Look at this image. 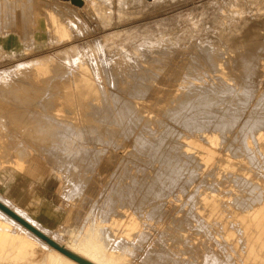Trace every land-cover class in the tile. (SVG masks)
I'll return each instance as SVG.
<instances>
[{"label": "rangeland", "instance_id": "1", "mask_svg": "<svg viewBox=\"0 0 264 264\" xmlns=\"http://www.w3.org/2000/svg\"><path fill=\"white\" fill-rule=\"evenodd\" d=\"M33 1L36 4L33 3ZM82 1L84 3L83 6L76 5L73 2V5H76V7L68 8L67 4L61 5V3L58 2L57 4L54 0H0V15L2 13L1 11H6V4L11 5L8 6L9 8L7 9L10 13L7 18H10L11 21H9L8 24L2 23L5 27L3 28L4 30L2 29L0 31V34L1 32H6L5 34L9 35V38L0 39V43L5 45L7 51L14 52L13 54H4L3 50L0 49V109L2 106L0 112L4 111L0 116H3L6 120L9 119L7 127L11 129L7 131L8 133H6L5 130L2 132V134L4 133L6 135H0L4 141L0 143V151L2 152L1 157L3 159H0V161H8V158H10L9 156H13V154L45 155L48 153L47 149L57 147L59 149L61 145L59 141L61 139L67 142L64 145L66 147L82 146L88 149L86 153L89 156L88 158L92 167L91 170L90 164L87 165V168L90 167V169L87 170H91L90 173L88 171V183H91L92 188L95 189L98 194L100 193L99 195L108 191V199L111 198L113 205V199L117 200V203L115 201V207L113 208L112 205V208H109L111 213L116 214L113 215L109 212V222H103L104 217L98 215L97 208L93 210L94 213L91 211V214L88 215L85 210L86 207L83 206L84 198L83 195L81 196L82 193L79 195V197L81 196L80 199L75 201L74 198H71L72 201H70V198H66L67 195H65L64 192L65 185L58 187V189L54 187L53 193L55 203L58 204L56 215L60 218L39 216L35 210L25 209L11 200L12 203L26 212L29 216L42 221L51 229H59L62 226L69 225L68 228L70 232L72 234L75 233L74 236L79 242L91 241L94 244H100L95 234L97 230L102 227L111 229L115 235V242H120L125 248L123 246L121 247V245H111L113 246L112 250L114 249L112 251L110 245L107 247L105 245L101 253L107 258L117 259L118 264H161L162 260L163 264H174V262L175 264H196L197 262V264H202L204 262V256L212 254V249H209L212 248V246L215 250L217 249V256L222 257V255L226 256L228 254L231 264H264V215L257 216L264 202L263 124L262 127H260V122H264V115H262L264 114V0H144L141 3L135 0ZM85 5L88 7H85ZM1 18L3 19V13L0 20H2ZM223 28L224 31H228V33L226 32L224 34L222 32ZM221 36L222 38H220ZM221 42H223L224 45L221 44ZM97 52L101 55L97 54ZM84 55L91 60L85 58L86 56ZM131 56L132 59L130 58ZM13 57L15 59H13ZM4 58L6 59L4 60ZM103 58L106 61H104ZM135 58H137V60L139 59V61H135ZM101 59L105 62L104 68H106L108 64L107 60L110 61L111 65L108 64L110 67H107L112 69V71L110 70L111 72H109L108 68L103 70V62ZM75 60H77L76 63ZM97 60L100 63H97ZM130 60H134L135 63ZM209 60H211V62H209ZM112 61L115 62L113 63ZM32 62L38 63H35V66L33 63L29 67H22L21 69H18L19 67L16 68L19 64H30ZM137 62L140 63L136 65ZM116 63L119 64L117 65ZM93 64H95V66H93ZM130 64L136 66H128ZM40 68H43L44 71L41 72L39 70V79H34V72H37ZM57 70L59 74H57ZM60 73L63 76V80L59 79L62 76H58V81L56 76L60 75ZM109 73L115 74L118 79H121L122 76L123 81L117 82L118 79L116 80L115 77L116 81L112 82L111 77L113 76ZM118 73H120V76ZM77 74L80 75L79 78ZM107 77L110 79L108 80ZM3 79H5V82L8 81L6 82L7 84H5ZM83 79H85L86 82ZM66 80L67 83L63 82ZM78 83L80 85L82 84L80 88ZM69 84L71 86H69ZM230 86L233 88L230 89ZM218 88H220L223 94H227L229 97L223 95L220 90H217ZM84 89L85 94L86 92L88 93V97H85L84 94L81 93V95H83L82 100L79 91H84ZM227 89H230V91ZM69 91H71V93H69ZM102 93L104 96H101ZM234 93L237 96H235ZM246 93L250 95L247 96ZM252 93L253 95L256 93L254 98ZM245 95L247 97H245ZM222 96H224V98ZM227 97H232L231 101L227 99ZM88 98L89 100H86ZM246 98L250 101L253 98L251 102L252 105L249 104L250 101ZM260 98L261 100L259 101ZM225 99L228 103H224ZM14 100H18L17 103ZM221 101H223L224 104ZM25 102L28 103L26 104ZM70 102L74 105L73 110L70 108ZM247 102L249 106L246 105ZM257 102L258 104H256ZM41 103L43 105H41ZM218 103H220L221 107ZM85 105L87 108L84 107ZM226 105L230 106H227V110H232L228 111L230 115L227 114L228 112L225 109ZM18 106L22 108H18ZM40 106H46V109L43 107V109H40ZM89 106L93 108V110L90 109ZM240 106L243 108L241 109ZM7 107H9V109ZM247 107L250 108L247 109ZM246 109L248 111H245ZM58 110H60L61 113H59ZM252 110L253 112H251ZM5 111L6 113H11V115L9 113L6 114ZM254 111L260 114L255 115L256 113ZM250 112L251 114H249ZM139 113L141 115V117L139 115L140 119L143 118L141 120L137 115ZM214 113L217 114L216 118L220 120L215 119L214 116L216 115H214ZM13 114L15 116H12ZM89 114L91 118L88 116ZM119 114L122 115L123 119L120 118L121 115ZM188 114L190 118L186 119ZM199 114L207 116H201L203 119L197 117L195 121L194 116H200ZM221 114L227 116V118L224 116L225 120L222 119L223 116ZM240 114L242 117L244 116V118H242ZM19 116H23V118ZM192 116L193 121L191 118ZM249 116L252 123L249 121ZM52 117H54L56 122ZM206 117L208 118L205 120ZM51 118L57 125L62 122L63 125L61 126H63V130H60L62 127L59 128V125L55 127V124H52ZM231 118H233L232 121L229 120ZM10 119H13L14 123ZM19 119L23 123L20 122ZM149 119H152V124L150 126H147L145 122H141L142 120L150 122ZM201 119L205 121L209 119L210 122H213L210 123L207 121L205 125H203ZM214 119L216 122L218 121L221 123L220 126L223 128L224 125L222 124H225L226 131L221 128V130H218L220 127L219 123L217 122L218 124L216 123L217 125H215ZM57 120H59V122ZM234 120H237L238 123ZM184 121H187V124ZM258 121H260L259 127L256 125ZM18 122L21 125H19ZM126 122V125L123 124ZM189 122L191 126L188 124ZM228 122H232V125L233 122H235L234 127ZM9 123L10 125L8 126ZM116 123H118V126ZM226 123L228 125L227 127ZM196 124H201L204 127L201 125L197 126ZM188 125L189 127H187ZM194 125H196L195 132V128L193 129ZM15 126H17L16 129L18 128L17 131H15L16 129H12ZM206 126H210L209 129ZM250 127H255L252 130V134L250 132L248 133ZM64 128L69 129L64 130ZM201 128H206V130L204 129L201 131ZM260 128L261 130L263 128V130L261 131ZM30 129H33L34 132ZM101 130L104 131L102 132ZM243 130H247V132ZM255 130L257 135H254L256 134ZM14 131L15 133H13ZM63 131H65L64 134L62 133ZM70 131L74 133L73 136H71V133L69 134ZM95 131L98 135H95ZM249 131H251V129H249ZM135 133L140 137H143L145 134L146 139H151L149 141L147 140L148 146L150 145V141L153 142L155 139L154 143L157 144V147L159 148V144H162V148L157 150L156 144H153L156 150L150 145L152 148L150 149V146L149 148L147 146L148 149L145 147L144 151L147 150L149 152L151 150V152L146 154L147 152L145 151L144 153L143 149H140L145 145H141L142 147L136 146V144H134L135 141L130 139L131 134L135 136ZM140 133L141 135H139ZM125 134H127V138ZM251 135L254 136H252L253 140ZM258 135L259 137L261 136L260 140L262 144L260 146L253 145L257 143L256 138ZM95 136H98L96 137L97 139ZM110 138L114 140L112 141ZM42 139H45L44 143ZM132 139L134 140L135 137ZM29 140H32V142L30 141L29 143ZM33 140L35 141L32 145ZM108 140H110L111 143ZM69 141L78 142L71 145ZM170 141H173V143ZM244 141L247 142L245 145L248 144L246 145L248 149L250 143H253L251 144L250 150H247ZM107 142L109 143L107 144ZM44 144L45 146H43ZM175 144L177 145L175 146ZM152 150L158 153L155 151L152 152ZM65 151L67 152V150ZM69 151L63 154L69 157L70 155L68 154L72 153ZM161 151H163V153H160ZM118 152L121 153V155ZM142 154L143 156H140ZM121 159L125 161H121ZM164 161L166 164L163 163ZM114 163L118 164L119 167L118 165L115 167L116 165ZM171 163H174V168ZM175 163L177 165H175ZM180 163L183 164L180 165ZM5 166L7 165L2 167ZM41 166L46 168L45 171L52 173L51 177H53L54 182H58L57 178L61 180L45 162L41 163L39 168ZM10 167H13L19 172L22 171L18 167ZM136 168L140 170V173L135 170L136 173H134V175L131 174L135 172L134 169ZM167 168L169 170H167ZM170 169H177L178 173L175 172V174H178L177 178L173 176L174 174L171 175L169 173ZM120 171H122L123 174ZM110 172H114L115 174L120 173L125 177L127 176L125 178L120 175L121 191H117L118 195L115 194L116 192L110 194L109 187L111 186V182L113 184H115V182L118 183V178L116 177V179L113 177L114 179L112 178L113 180L110 181L108 178ZM111 173L110 176L112 175ZM135 174L139 179L136 177L134 179ZM144 174L146 176H144ZM173 177L176 178L174 179L178 185L174 182V179V181L170 180ZM131 178L134 181L136 180V182ZM137 181L140 182L139 188L137 187ZM172 181L174 183H172ZM132 182L137 184L135 185ZM61 183H65L64 179L63 181L61 180ZM162 184L163 186H161ZM149 185H151L150 188ZM154 185H156V189H153V187L155 188ZM174 185L176 187H174ZM219 185L221 187H219ZM132 188L134 189L132 190ZM136 188L138 190H136ZM151 189L153 193L155 191L154 195L151 194L152 192H149ZM144 190L149 191L145 192ZM148 193H150V195H148ZM0 195L8 197L6 193L0 192ZM110 195L116 196L115 198L117 199L110 197ZM147 195L150 196L148 199L150 203L147 201ZM61 197L63 199H61ZM103 197L104 196L101 198L102 201L99 196L97 198L100 203L102 202L101 204L99 203L100 205H103L106 200V198L104 197V199ZM130 198L134 200L132 203H129L131 202L129 200ZM64 200L65 202H63ZM78 200H80V202H78ZM199 201L202 206L204 205V211ZM260 201L263 202L259 203ZM135 205H138L136 206L137 208H135ZM257 205L258 207H256ZM158 206H162V208ZM112 210L114 212H112ZM51 211L54 210L52 209ZM136 211H138V213ZM135 212L137 214H135ZM78 213H80V215H78ZM72 214L73 218L71 217ZM83 215L86 220L83 219ZM91 215H93L92 218ZM88 216H90V218ZM196 216L200 218V220H197ZM199 222L204 223H201V225ZM209 226H211V228ZM223 226L226 227L225 235H227L228 239L225 242L222 237L218 236V234L222 232ZM69 229L67 231H69ZM89 232L90 234H88ZM215 239L218 241H215ZM128 242L129 244L133 242L136 246L133 245L131 247H135L136 250L131 247V249L129 248L128 250V248H126V243ZM215 242L220 243V246L219 244H213ZM115 247H117V249ZM118 247H121V249ZM125 249H127L128 252L127 250L125 251ZM124 252L125 254H122ZM219 253L222 255H219ZM157 255L161 256L158 257ZM146 258L148 259L146 260ZM167 260L170 262L168 263Z\"/></svg>", "mask_w": 264, "mask_h": 264}, {"label": "bare ground", "instance_id": "2", "mask_svg": "<svg viewBox=\"0 0 264 264\" xmlns=\"http://www.w3.org/2000/svg\"><path fill=\"white\" fill-rule=\"evenodd\" d=\"M29 1H31V0H29ZM54 1H56V3L58 2V3H61V5H66L67 4V6H68V8H72V7H76V5H82L83 6V1L82 0H54ZM135 1H138V2H143L144 0H135ZM73 2H74V4H76V5H73ZM33 3H35L34 1H33ZM57 3V4H58ZM36 4V3H35ZM40 5V4H39ZM87 5V4H86ZM85 5V7H88V6H86ZM8 6H11V5H7L6 4V8L8 9L9 7ZM55 6V5H54ZM71 6V7H70ZM81 6V7H82ZM14 7H15V5H14ZM41 7V6H40ZM78 7V6H77ZM6 9V11L4 10V11H1L2 13H3V19L2 20H0V31L5 27V25H3L2 23H7L8 24V22L9 21H11V19L10 18H7V16L10 14L9 12H8V10ZM55 10V9H54ZM58 11V10H57ZM55 12V11H54ZM2 13H1V15H2ZM58 13V12H57ZM60 13V12H59ZM63 13V12H62ZM1 15H0V17H1ZM65 15V14H64ZM225 15V14H224ZM229 15V14H228ZM238 16V15H237ZM240 16V15H239ZM222 19V18H221ZM227 20V19H226ZM15 21V20H14ZM218 21V20H217ZM16 22V21H15ZM224 22V21H223ZM219 23V22H218ZM217 26H218V24H217ZM223 26V25H222ZM7 27V26H6ZM225 27V26H224ZM228 27V26H227ZM230 27V26H229ZM9 28V27H8ZM229 29V28H228ZM4 30V29H3ZM217 31V30H216ZM224 34L227 32L228 33V31H224V28H223V31H222ZM222 32H221V34H222ZM6 33V32H5ZM5 33H3V32H1V34H0V39H7V38H9V35H7V34H5ZM230 33V32H229ZM214 34V33H213ZM215 37V36H214ZM211 38V37H210ZM220 38H222V36L220 37ZM225 38H227V37H225ZM26 39V38H25ZM223 40V39H222ZM95 42V41H94ZM101 42V41H100ZM212 42V41H211ZM228 42H229V40H228ZM231 43V42H230ZM100 44V43H99ZM221 44H223V42H221ZM95 45H96V43H95ZM224 45V44H223ZM227 45V44H226ZM140 46V45H139ZM229 46V45H228ZM0 49L1 50H3V53L5 54H10V53H14V52H9V51H7L6 49H5V45L3 44V43H0ZM105 49V48H104ZM103 50V49H102ZM81 51V50H80ZM145 52H147V51H145ZM101 53H102V51H101ZM86 54V53H85ZM97 54H99L98 52H97ZM142 54H143V51H142ZM148 54V53H147ZM99 55H101V54H99ZM146 55V54H145ZM84 56H86V55H84ZM89 56V55H88ZM91 56H92V54H91ZM121 56V55H120ZM147 56V55H146ZM212 56V55H211ZM105 57V56H104ZM134 57V56H133ZM80 58V57H79ZM85 58H87V56L85 57ZM89 58V57H88ZM87 58V59H88ZM95 58V57H94ZM108 58V57H107ZM126 58H127V56H126ZM131 59H132V56L130 57ZM129 58V59H130ZM6 58H4V60H5ZM13 59H15L14 57H13ZM100 59V58H99ZM104 59V58H103ZM136 60L135 61H139V59L137 60V58H135ZM144 59V58H143ZM12 60V59H11ZM85 60V59H84ZM88 60H91V59H88ZM102 60V59H101ZM186 60V59H185ZM207 60V59H206ZM1 61V60H0ZM72 61H74V60H72ZM71 61V62H72ZM76 61L77 60H75V63H76ZM94 61H95V59H94ZM104 61H106L105 59H104ZM103 60H102V62H103V67L102 68H104V64H105V62H104ZM108 61V64L109 65H111L110 64V61L109 60H107ZM117 61V60H116ZM131 61V60H130ZM129 61V62H130ZM134 60H132L131 62H133ZM135 61H134V63H135ZM179 61V60H178ZM184 61V60H183ZM218 61V60H217ZM6 62V61H5ZM101 62V63H102ZM113 62V61H112ZM115 62V61H114ZM113 62V63H114ZM130 62V63H131ZM175 62V61H174ZM173 62V63H174ZM181 62V61H180ZM180 62H178V63H180ZM192 62V61H191ZM209 62H211V60H209ZM27 63H29V62H27ZM23 64V65H21V64H19V65H17V67L16 68H18V69H21L22 67L24 68V67H26V66H30V65H32L33 63H34V66L38 63V62H32V63H30V64ZM36 63V64H35ZM75 63H73V64H75ZM97 63H100L98 60H97ZM96 63V64H97ZM138 63H140V62H137V64L136 65H138ZM142 63V62H141ZM91 64V63H90ZM107 64V66H109ZM117 65L119 64V63H116ZM181 64V63H180ZM100 65V64H99ZM126 65V64H125ZM132 64H130V65H128V66H131ZM135 65V66H136ZM90 66V65H89ZM93 66H95V64H93ZM101 66V65H100ZM106 66V68H104L103 70H105V69H107L108 67ZM133 66V65H132ZM135 66H133V67H135ZM76 67V66H75ZM91 67V66H90ZM110 67V66H109ZM112 67H113V65H112ZM15 68V69H16ZM31 68V67H30ZM29 68V69H30ZM57 68H58V66H57ZM130 68V67H129ZM17 69V70H18ZM55 69V68H54ZM64 69V68H63ZM98 69V68H97ZM128 69V68H127ZM41 72H43L44 71V69L43 68H40V69H38V71L37 72H34L35 73V77H34V79H39L38 77H39V75H40V71ZM58 70H60V69H58ZM58 70H57V72H58ZM103 70L101 69V71L103 72ZM108 70H109V72H111L112 71V69H110V68H108ZM111 70V71H110ZM15 71V70H14ZM61 71V70H60ZM3 72V71H2ZM29 72V71H28ZM100 72V71H99ZM106 72H107V70H106ZM106 72H104V73H106ZM63 73V72H62ZM68 73V72H67ZM66 73V74H67ZM94 73V72H93ZM114 73V72H113ZM2 74V73H1ZM6 74V73H5ZM55 74H56V72H55ZM57 74H59V72L57 73ZM65 74V75H66ZM75 74V73H74ZM108 74V73H107ZM110 75L112 74V73H109ZM122 74V73H121ZM3 75H4V73H3ZM8 75V74H7ZM14 75V74H13ZM63 75H64V73H63ZM78 75V78L80 77V75L79 74H77ZM96 75V74H95ZM94 75V76H95ZM118 75L120 76V73H118ZM117 75V76H118ZM123 75V74H122ZM223 75H225V74H223ZM60 77V76H62V74L60 73V75H57L56 76V79H58L57 77ZM107 76V75H106ZM109 76V75H108ZM111 76H113V77H111ZM111 76H109V77H111L112 79V82H115L117 79H118V77H116L115 76V74H112ZM226 76V75H225ZM21 77V76H20ZM115 77H116V80H115ZM29 78V77H28ZM55 78V77H54ZM99 78V77H98ZM120 78V77H119ZM18 79V78H17ZM24 79V78H23ZM27 79V78H26ZM59 79H62L63 80V76L62 77H60ZM59 79H58V81H59ZM66 79V78H65ZM67 79H69V78H67ZM81 79V78H80ZM107 79H108V77H107ZM110 79V78H109ZM108 79V80H109ZM123 78H122V76H121V79H118V81L117 82H119V81H123L122 80ZM4 80V82H5V79H3ZM8 80V79H7ZM84 81H85V79H83ZM82 80V81H83ZM90 80V79H89ZM92 80V79H91ZM31 81V80H30ZM61 81V80H60ZM73 81V80H72ZM235 81V80H234ZM234 81H233V83H234ZM6 82H8V81H6ZM5 82V84H7ZM63 82H66L67 83V80L66 81H63ZM81 82V81H80ZM86 82V81H85ZM93 82V81H92ZM116 82V83H117ZM120 82V83H121ZM223 82V81H222ZM221 83V82H220ZM231 83V82H230ZM226 84V83H225ZM236 84V83H235ZM78 85H80L79 83H78ZM77 85V86H78ZM82 85V84H81ZM81 85L79 86V88L81 87ZM162 85V84H161ZM222 85V84H221ZM229 85V84H228ZM233 85V84H232ZM5 86V85H4ZM62 86V85H61ZM69 86H71L70 84H69ZM141 86V85H140ZM145 86V85H144ZM226 86H227V84H226ZM0 87H1V85H0ZM139 87V86H138ZM242 87V86H241ZM69 88V87H68ZM78 88V89H79ZM83 88H84V86H83ZM231 88H233V87H231L230 86V89ZM70 89H71V87H70ZM88 89V88H87ZM141 89V88H140ZM230 89L228 90V91H230ZM237 89V88H236ZM1 90V89H0ZM101 90V89H100ZM99 90V91H100ZM105 90V89H104ZM130 90V89H129ZM134 90V89H133ZM144 90V89H143ZM146 90V89H145ZM213 90H215V89H213ZM212 90V91H213ZM217 90H220V88H218ZM223 90V89H222ZM225 90V89H224ZM232 90H234V89H232ZM87 91H89V90H87ZM103 91V90H102ZM221 91V90H220ZM240 91V90H239ZM3 92V91H2ZM12 92V91H11ZM77 92V91H76ZM84 92V93H83ZM104 92V91H103ZM215 92V91H214ZM217 92V91H216ZM235 92V91H234ZM39 93V92H38ZM69 93H71V91H69ZM78 93V92H77ZM79 95L81 96L80 98L83 100V95H81V93L82 94H84V96L85 97H88V93L86 92V94H85V89H84V91L83 90H80L79 91ZM90 93V92H89ZM96 93V92H95ZM94 93V94H95ZM135 93V92H134ZM133 93V94H134ZM152 93V92H151ZM208 93V92H207ZM212 93V92H211ZM218 93H220V92H218ZM217 93V94H218ZM221 93H222V91H221ZM243 94H245L244 92H242ZM4 94V93H3ZM8 94V93H7ZM104 94H105V92H104ZM104 94L102 93L101 94V96L103 95L104 96ZM156 94V93H155ZM223 94V93H222ZM221 94V95H222ZM230 94H232V93H230ZM237 94V93H236ZM243 94H242V96H243ZM247 94V93H246ZM256 94V93H255ZM254 94V95H255ZM1 95V94H0ZM12 95V94H11ZM10 95V96H11ZM38 95V94H37ZM70 95V94H69ZM87 95V96H86ZM106 95V94H105ZM108 95V94H107ZM136 95H138V94H136ZM143 95V94H142ZM158 95V94H157ZM160 95V94H159ZM223 95H227V94H223ZM233 95V94H232ZM234 95H235V93H234ZM250 94H247V96H249ZM254 95H253V93H252V96H253V98H254ZM261 95V94H260ZM15 96V95H14ZM13 96V97H14ZM91 96V95H90ZM149 96V95H148ZM218 96V95H217ZM228 96V95H227ZM235 96H237V95H235ZM238 96H240V95H238ZM246 95H245V97H247ZM69 97H72V96H69ZM79 97V96H78ZM141 97V96H140ZM221 97V96H220ZM223 98H224V96H222ZM229 97V96H228ZM227 97V99H230V101H231V98L233 97H230V98H228ZM251 97V96H250ZM249 97V98H250ZM3 98H5V97H3ZM80 98H79V101H80ZM138 98H139V96H138ZM144 98V97H143ZM235 98H237V97H235ZM244 98V97H243ZM253 98H252V100H253ZM263 98H264V96H263ZM12 99V98H11ZM73 99V98H72ZM72 99H70V100H72ZM92 99V98H91ZM106 99V98H105ZM159 99V98H158ZM234 99V98H233ZM240 99V98H239ZM247 100H249L248 98H246ZM4 100V99H3ZM2 100V101H3ZM13 100V99H12ZM12 100H10V101H12ZM25 100V99H24ZM28 100V99H27ZM33 100V99H32ZM86 100H89V98L88 99H86ZM147 100H149V99H147ZM146 100V101H147ZM224 100V99H223ZM237 100V99H236ZM244 100V99H243ZM252 100L250 101V103L249 104H251V102H252ZM261 100V98L259 99V101ZM263 100V99H262ZM15 101V100H14ZM18 101V100H17ZM17 101H15L16 103H17ZM21 101V100H20ZM85 101V100H84ZM83 101V102H84ZM90 101H92V100H90ZM103 101V100H102ZM142 101V100H141ZM158 101V100H157ZM234 101V100H233ZM242 101V100H241ZM9 102V101H8ZM24 102V101H23ZM30 102V101H29ZM43 102H45V101H43ZM72 102V101H71ZM71 102H70V104H71ZM83 102H81V103H83ZM112 102V101H111ZM222 103H223V101H221ZM228 103V101H226V99H225V101H224V103ZM238 102V101H237ZM246 102V101H245ZM262 102V101H261ZM26 103V102H25ZM28 103V102H27ZM26 103V104H27ZM46 103H48V102H46ZM45 103V104H46ZM104 103H105V100H104ZM104 103H103V105H104ZM107 103V102H106ZM116 103V102H115ZM114 103V104H115ZM223 103V104H224ZM232 103V102H231ZM230 103V104H231ZM241 103V102H240ZM21 104V103H20ZM24 104V103H23ZM35 104V103H34ZM44 104V105H45ZM111 104V103H110ZM117 104V103H116ZM219 104V106L221 107V105H220V103H218ZM237 104V103H236ZM246 104V103H245ZM249 104H248V102H247V104L246 105H248L249 106ZM256 104H258V102L256 103ZM256 104H255V106H256ZM1 105V104H0ZM6 105H7V103H6ZM29 105V104H28ZM32 105V104H31ZM36 105H37V103H36ZM41 105H43L42 103H41ZM51 105V104H50ZM72 105V104H71ZM70 105V108H71V110H73L74 108V105H72L71 106ZM229 105V104H228ZM228 105H226V107H225V109L226 108H228V107H230V106H228ZM231 105H234V104H231ZM238 105V104H237ZM242 105H244V104H242ZM252 105V104H251ZM10 106H11V104H10ZM9 106V107H10ZM16 106V105H15ZM93 106V105H92ZM228 106V107H227ZM236 106V105H235ZM234 106V107H235ZM3 107H4V105H3ZM9 107H7L8 109H9ZM22 108L21 106H18V108ZM28 107V106H27ZM41 107V106H40ZM43 108H45L44 106H42ZM40 108V109H43V108ZM60 107V106H59ZM81 107V106H80ZM79 107V108H80ZM85 108H87V106L85 105L84 106ZM90 107V106H89ZM88 107V108H89ZM107 107V106H106ZM218 107V106H217ZM241 107V106H240ZM12 108V107H11ZM35 108V107H34ZM38 108V107H37ZM50 108H52V107H50ZM83 108V107H82ZM82 108H81V110H82ZM84 108V109H85ZM110 108V107H109ZM112 108V107H111ZM118 108V107H117ZM119 108H121V107H119ZM123 108V107H122ZM237 108V107H236ZM243 107H241V109H242ZM246 108V107H245ZM250 108V107H249ZM248 107H247V109H249ZM1 109H2V106H1ZM0 109V110H1ZM15 109V108H14ZM17 109V108H16ZM28 109V108H27ZM46 109V108H45ZM48 109H49V106H48ZM53 109V108H52ZM52 109H50V110H52ZM90 109H92L93 110V108H91L90 107ZM97 109V108H96ZM245 110V111H248V110ZM19 110V109H18ZM26 110V109H25ZM24 110V111H25ZM36 110V109H35ZM107 110H108V108H107ZM117 110V109H116ZM190 110H191V108H190ZM220 110V109H219ZM222 110V109H221ZM220 110V111H221ZM227 110V109H226ZM230 109H228L227 110V112L229 111ZM8 111V110H7ZM10 111V110H9ZM46 111V110H45ZM59 111V113H61V111L60 110H58ZM100 111V110H99ZM105 111V110H104ZM118 111H119V109H118ZM121 111V110H120ZM123 111V110H122ZM187 111H188V109H187ZM194 111V110H193ZM223 112H225V113H227L226 111H224V110H222ZM230 111H232V110H230ZM243 111V110H242ZM2 112H4V111H1L0 112V114H3ZM10 112H12V111H10ZM23 112V111H22ZM95 112V111H94ZM97 112V111H96ZM106 112V111H105ZM124 112V111H123ZM140 112V111H139ZM186 112V111H185ZM251 112H253V110L251 111ZM251 112L249 113V114H251ZM255 112V111H254ZM5 113H6V111H5ZM4 113V114H5ZM9 113V112H8ZM8 113H6V114H8ZM13 113V112H12ZM20 113V112H19ZM29 113V112H28ZM32 113V112H31ZM34 113V112H33ZM99 113V112H98ZM107 113V112H106ZM117 113V112H116ZM125 113V112H124ZM135 113V112H134ZM197 113H199V112H197ZM197 113H195L196 115H198ZM201 113V112H200ZM232 113H234V112H232ZM232 113H231V115H232ZM238 113V112H237ZM256 114L255 115H257V114H260V113H257V112H255ZM10 115H11V113H9ZM25 114V113H24ZM38 114V113H37ZM70 114V113H69ZM88 114V113H87ZM104 114V113H103ZM109 114V113H108ZM112 114V113H111ZM110 114V115H111ZM121 114H123V113H121ZM121 114H119V115H121ZM126 114V113H125ZM142 114V113H141ZM181 114H182V112H181ZM227 114H229L230 115V113L228 112ZM239 114V113H238ZM247 114V113H246ZM254 114V113H253ZM253 114H252V116H253ZM26 115V114H25ZM32 115V114H31ZM52 115H54V114H52ZM51 115V116H52ZM94 115V114H93ZM117 115V114H116ZM133 115V114H132ZM135 115V114H134ZM138 115V118L140 119V117H141V115H140V113L139 114H137ZM139 115H140V117H139ZM179 115V114H178ZM200 115V114H199ZM209 115V114H208ZM214 115H216V116H214L215 117V119L216 120H218L216 117H217V114H215L214 113ZM222 116H223V118L222 119H224V116L225 115H223V114H221ZM235 115V114H234ZM233 115V116H234ZM241 115V114H240ZM262 115H264V114H262ZM8 116V115H7ZM6 116V117H7ZM12 116H15L14 114L12 115ZM35 116H36V114H35ZM63 116V115H62ZM71 116V115H70ZM86 116V115H85ZM88 116H90V118H91V115L89 114ZM87 116V117H88ZM107 116H109V115H107ZM175 116H177V115H175ZM185 116V115H184ZM183 116V117H184ZM194 116V115H193ZM193 116L191 117L192 118V121H193ZM202 115H200V116H194V118H195V121H196V119H197V117L199 118H202L203 116H207V115H203L202 117H201ZM210 116V115H209ZM222 116H219V117H222ZM236 116H237V114H236ZM246 116V115H245ZM248 116V115H247ZM251 116V115H250ZM250 116H249V118H250ZM252 116H251V118H252ZM5 117V116H4ZM17 117V116H16ZM20 117V116H19ZM31 117V116H30ZM34 117V116H33ZM55 117H56V115H55ZM86 117V118H87ZM103 117V116H102ZM125 117V116H124ZM126 117H127V115H126ZM133 117V116H132ZM135 117V116H134ZM174 117V116H173ZM178 117V116H177ZM226 118H227V116H225ZM241 117H242V115H241ZM254 117V116H253ZM10 118H11V116H10ZM20 118H23V116L22 117H20ZM53 118V120H54V117H52ZM52 118H51V120H52ZM94 118H96V117H94ZM107 118V117H106ZM117 118H118V116H117ZM116 118V119H117ZM120 118H122V115H121V117ZM137 118V119H138ZM147 118V117H146ZM145 118V119H146ZM167 118V117H166ZM165 118V119H166ZM187 118H190L189 117V114H188V117H186V119ZM208 117H206L205 118V120L207 119ZM230 118V117H229ZM235 118H238V117H235ZM239 118H240V116H239ZM242 118H244V116L242 117ZM251 118L249 119V121H251ZM8 119V118H7ZM32 119V118H31ZM104 119V118H103ZM123 119V118H122ZM126 119V118H125ZM141 119H143V118H141ZM140 119V120H141ZM153 119V118H152ZM152 119H149L150 120V122L148 123L147 121H145V120H142L141 122H145L146 123V125L147 126H150L152 123ZM203 119V118H202ZM201 119V120H202ZM214 119V120H215ZM9 120V119H8ZM8 120H6V118H3V116H0V135L2 136V135H6V134H2V132L5 130V132L6 133H8L7 131H10L11 129H9V127H7V122H8ZM11 120V119H10ZM17 120V119H16ZM20 120V119H19ZM53 120H52V124H55V127H56V123H54L53 122ZM97 120V119H96ZM135 120V119H134ZM179 120V119H178ZM205 120H202L201 122L203 123V125H205V122H210L209 121V119L207 120V121H205ZM213 120V119H212ZM216 120H215V125H217L218 123L216 122ZM220 120V119H219ZM225 120V119H224ZM223 120V121H224ZM229 120H233V118H231V119H229ZM255 120V119H254ZM12 122H13V119L11 120ZM18 121V120H17ZM55 121V120H54ZM58 122H59V120H57ZM63 121V120H62ZM71 121V120H70ZM98 121V120H97ZM119 121V120H118ZM124 121V120H123ZM127 121V120H126ZM139 121V120H138ZM190 121V120H189ZM222 121V122H223ZM234 121H236V123H238L237 122V120H234ZM241 121V120H240ZM11 122V123H12ZM20 122H22L21 120H20ZM56 122V121H55ZM96 122V121H95ZM114 122V121H113ZM117 122V121H116ZM121 122V121H120ZM185 122V121H184ZM199 122V121H198ZM213 121H211L210 123H212ZM221 122V121H220ZM253 122H255V121H253ZM260 121H258L257 122V126L259 127L260 126V123H261V126L260 127H262V124H263V126H264V122H260ZM14 123V122H13ZM16 123V122H15ZM23 123V122H22ZM108 123V122H107ZM110 123V122H109ZM140 123V122H139ZM186 124H187V121L185 122ZM195 123V122H194ZM200 123V122H199ZM217 123V124H216ZM229 123V122H228ZM232 122H230L229 124H231ZM234 123L235 122H233V127H234ZM246 123H247V121H246ZM251 123H252V121H251ZM18 124H19V122H18ZM17 124V125H18ZM25 124V123H24ZM51 124V125H52ZM89 124V123H88ZM113 124V123H112ZM123 124H127V122L126 123H123ZM141 124V123H140ZM189 125H190V122L188 123ZM220 124L221 123H219V126H220ZM244 124V123H243ZM242 124V125H243ZM10 125V123L8 124V126ZM13 125V124H12ZM19 125H21V124H19ZM28 125V124H27ZM26 125V126H27ZM60 127L59 128H61L60 130H63V126H61V125H63L62 124V122L60 123V124H58ZM57 125V126H58ZM72 125V124H71ZM116 125L118 126V123H116ZM124 125V127L126 128V126ZM128 125H130V124H128ZM189 125L187 126V127H189ZM197 125V124H196ZM196 125H194V127H193V129L195 128V126ZM198 125H201V124H198ZM197 125V126H198ZM222 125H224V128L222 127V126H218L219 128H218V130L221 128V129H223V130H225L226 128H225V124H222ZM230 125V126H231ZM241 125V126H242ZM254 125V124H253ZM253 125H252V127H253ZM256 125H254V126H256ZM14 126V125H13ZM12 126V127H13ZM53 126V125H52ZM103 126V125H102ZM101 126V127H102ZM131 126V125H130ZM191 126V125H190ZM193 126V125H192ZM202 126V125H201ZM210 126H211V124H210ZM210 126H206L208 129H209V127ZM228 125H227V123H226V127H227ZM12 127H10V128H12ZM16 127L17 126H15L14 128H12V129H16ZM24 127H25V125H24ZM48 127V126H47ZM51 127V126H50ZM92 127V126H91ZM112 127H113V125H112ZM202 127H204V126H202ZM252 127H250L249 129H251V131H249V129H248V133L250 132L251 134H252V130L255 128H252ZM157 128V127H156ZM163 128V127H162ZM169 128V127H168ZM192 128V127H191ZM199 128H200V126H199ZM243 128V127H242ZM242 128H241V130H242ZM9 129V130H8ZM18 129V128H17ZM17 129L15 130V131H17ZM55 129H57V128H55ZM66 129H69V128H64V130H66ZM103 129H104V127H103ZM172 129V128H171ZM192 129V130H193ZM206 130V128H201V131L202 130ZM211 129V128H210ZM213 129V128H212ZM214 129H215V126H214ZM220 129V130H221ZM233 129V128H232ZM244 129V128H243ZM256 129H257V127H256ZM30 130H32L33 131V129H30ZM54 130V129H53ZM119 130V129H118ZM118 130H117V132H118ZM132 130V129H131ZM145 130V129H144ZM162 130V129H161ZM195 130H196V128L194 129V132H195ZM197 130H198V128H197ZM216 130V129H215ZM223 130H222V132H223ZM241 130H239V131H241ZM260 130H261V128H260ZM260 130H257V131H260ZM262 130H263V128H262ZM261 130V131H262ZM15 131L13 132V133H15ZM18 131H20V130H18ZM102 131V130H101ZM104 131V130H103ZM102 131V132H103ZM106 131V130H105ZM113 131V130H112ZM116 131V130H115ZM147 131V130H146ZM199 131H200V129H199ZM210 131V130H209ZM226 131V130H225ZM243 131H246L247 132V130H243ZM264 131V130H263ZM34 132V131H33ZM64 132L65 131H63L62 133L64 134ZM98 132V131H97ZM130 132V131H129ZM132 132V131H131ZM136 132V131H135ZM208 132V131H207ZM215 132V131H214ZM214 132H212V133H214ZM221 132V133H222ZM234 132V131H233ZM232 132V133H233ZM242 132V131H241ZM254 132V131H253ZM255 132H256V130H255ZM27 133V132H26ZM25 133V134H26ZM53 133H55V132H53ZM60 133H61V131H60ZM71 133V131L69 132V134ZM172 133V132H171ZM230 133V132H229ZM239 133V132H238ZM242 133H244V132H242ZM259 133V132H258ZM10 134V133H9ZM36 134V133H35ZM34 134V135H35ZM38 134V133H37ZM56 134V133H55ZM100 134V133H99ZM108 134V133H107ZM114 134V133H113ZM121 134V133H120ZM119 134V135H120ZM122 134H123V132H122ZM133 134V133H132ZM131 134V140L132 141H135V143L134 144H136V146L138 145V146H140V147H142V146H144L143 148H141L140 150H142L143 149V151H144V149H145V147H146V149H148L149 148V146L150 145H152V147L154 146L153 144H156V143H154L155 141V139L153 140V142L152 141H150V145L148 146L147 144V142L149 141V140H151V139H146V135L144 136L143 135V137H145V138H143V137H140V136H138V134H136L137 135V137H136V135L135 136H133ZM153 134V133H152ZM159 134V133H158ZM169 134V133H168ZM206 134V133H205ZM210 134V133H209ZM228 134V133H227ZM254 134V133H253ZM27 135V134H26ZM74 135V133H71V136H73ZM95 135H98V134H96V131H95ZM127 134H125V137L127 138V136H126ZM139 135H141V133L139 134ZM248 135V134H247ZM254 135H257V132H256V134H254ZM108 136V135H107ZM113 136V135H112ZM112 136H109V137H112ZM116 136V135H115ZM129 136H130V134H129ZM133 136V137H132ZM151 136V135H150ZM156 136V135H155ZM164 136V135H163ZM170 136V135H169ZM225 136V135H224ZM253 135H251V137H252ZM29 138H31L30 136H28ZM35 137V136H34ZM96 137H98V136H95V138ZM106 137V136H105ZM114 137V136H113ZM122 137V136H121ZM124 137V136H123ZM135 137V139L133 140L132 138H134ZM153 137V136H152ZM158 137H159V135H158ZM171 138H173L172 136H170ZM176 137V136H175ZM246 137V136H245ZM254 137V136H253ZM253 137H252V140H253ZM36 138V137H35ZM129 138V137H128ZM160 138V137H159ZM162 138V137H161ZM165 138V137H164ZM203 138V137H202ZM201 138V139H202ZM239 138V137H238ZM260 138H261V136L259 137V135H258V137L256 138V140H257V143L256 144H253V143H250V146H249V149L247 148L248 146H246V145H248V144H246L245 145V143H247L246 141H244V145H245V147L247 148V150H250L251 149V144H253V145H261L262 144V142H261V140H260ZM39 139V138H38ZM97 139V138H96ZM99 139V138H98ZM121 139V138H120ZM125 139V138H124ZM170 139V138H169ZM243 139V138H242ZM244 139H246V138H244ZM23 140V139H22ZM43 140V139H42ZM45 140V139H44ZM44 140L42 141L43 143H44ZM101 140V139H100ZM102 140H104V139H102ZM110 140H114L113 138L111 139L110 138ZM110 140H108L109 142H110ZM127 140V139H126ZM148 140V141H147ZM156 140H158V139H156ZM173 140V139H172ZM175 140V139H174ZM185 140V139H184ZM227 140V139H226ZM234 140V139H233ZM247 140V139H246ZM18 141H20V140H18ZM30 141L32 142V140H29V143H30ZM34 141L35 140H33V143H32V145L34 144ZM52 141V140H51ZM105 141V140H104ZM118 141H119V139H118ZM131 141V142H132ZM160 141V140H159ZM165 141V140H164ZM177 141V140H176ZM175 141V142H176ZM243 141V140H242ZM249 141V140H248ZM1 142H4L3 141V139L0 137V143ZM21 142V141H20ZM78 141H69V143L71 144V145H74L75 143H77ZM109 142H107V144L109 143ZM114 142H116V141H114ZM123 142V141H122ZM121 142V143H122ZM152 142V143H151ZM170 142H172L173 143V141H170ZM174 142V143H175ZM178 142V141H177ZM241 142V141H240ZM256 142V141H255ZM23 143V142H22ZM41 143V142H40ZM47 143V142H46ZM59 143L62 145H60V148L58 149V147L57 148H52V149H47V151H48V153H46L45 155H35V154H31V155H28V154H16V155H14L13 154V156H9L10 158H8L9 160L8 161H0V166H4V165H7V166H15V167H18L20 170H22L23 172L24 171H26L28 168L29 169H32V170H37L38 168H39V165L41 164V163H46L49 167H51L52 169L51 170H53V172L54 173H56L57 174V176L59 177V178H61V180L63 181V179H64V181H65V183L63 184V185H65L66 187L64 188V192H65V195H67L66 196V198H70V201H72L71 200V198H74V200L75 201H77V199H80V197L83 195V198H84V203H83V206H85L86 207V211H87V213H88V215H90L91 213V211H93V210H95V208H97V212H98V215L99 216H101V217H104V221L103 222H106V221H108V216L110 215L109 214V212H110V209L109 208H112V205H113V202H112V200H111V198L110 199H108L109 198V196L107 195L108 194V191L107 192H105L104 194H102V195H99L98 194V192L95 190V189H93L92 188V186H91V183L89 184L88 183V181H89V178H88V174L90 173V171L92 170V167H91V163H90V160H89V156H88V154L86 153V152H88V151H86V150H88V149H86V148H84V147H82V146H70V147H66V146H64L67 142L66 141H64L63 139H61L60 141H59ZM111 143V142H110ZM124 143V142H123ZM133 143V142H132ZM162 143H163V141H162ZM202 143H205V142H202ZM228 143V142H227ZM232 143V142H231ZM230 143V144H231ZM117 144V143H116ZM126 144V143H125ZM164 144V143H163ZM182 144V143H181ZM224 144V143H223ZM24 145H26V144H24ZM41 145H42V143H41ZM133 145V144H132ZM142 145V146H141ZM160 145V147L159 148H162V144H159ZM177 144H175V146H176ZM205 145V144H204ZM232 145V144H231ZM243 145V146H244ZM29 146V145H28ZM35 146V145H34ZM37 146V145H36ZM43 146H45V144L43 145ZM110 146H113V145H110ZM124 146V145H123ZM147 146H148V148H147ZM171 146V145H170ZM181 146V145H180ZM264 146V145H263ZM18 147V146H17ZM33 147V146H32ZM117 147V146H116ZM133 147V146H132ZM131 147V148H132ZM139 147V148H140ZM151 146H150V149L152 148ZM238 147V146H237ZM242 147V146H241ZM44 148V147H43ZM47 148V147H46ZM51 148V147H50ZM127 148V147H126ZM158 147H157V144H156V149L157 150H160ZM164 148V147H163ZM181 148V147H180ZM243 148V147H242ZM4 149H5V147H4ZM12 149V148H11ZM25 149V148H24ZM30 149V148H29ZM33 149V148H32ZM37 149H39V148H37ZM45 149V148H44ZM114 149H116V148H114ZM123 149V148H122ZM130 149V148H129ZM136 149V148H135ZM153 149H155L154 147H153ZM155 149V150H156ZM166 149V148H165ZM65 150H67V152L69 151V152H72L71 154H68V155H70L69 157H67V156H65L64 154H66L67 152L65 151ZM125 150V149H124ZM132 150V149H131ZM134 150V149H133ZM155 150H152V152L153 151H155ZM163 150V149H162ZM13 151V150H12ZM21 151V150H20ZM29 151V150H28ZM32 151V150H31ZM42 151H44V150H42ZM64 151V152H63ZM117 151H118V149H117ZM120 151V150H119ZM123 151V150H122ZM142 151V152H143ZM147 153L146 154H149V152H151V150L148 152L147 150H145ZM145 151H144V153H145ZM100 152V151H99ZM155 152H157V151H155ZM18 153H20V152H18ZM64 153V154H63ZM101 153V152H100ZM119 153V152H118ZM140 153V152H139ZM139 153H137V154H139ZM158 153V152H157ZM160 153H163V151H161ZM182 153V152H181ZM41 154V153H40ZM42 154H44V153H42ZM120 155H121V153H119ZM104 155V154H103ZM133 155V154H132ZM180 155V154H179ZM5 156V155H4ZM7 156V155H6ZM23 156H25V157H23ZM119 156V155H118ZM140 156H143V154L142 155H140ZM154 156V155H153ZM181 156V155H180ZM184 156V155H183ZM190 156V155H189ZM189 156H188V158H189ZM113 157V156H112ZM126 157V156H125ZM178 157V156H177ZM190 157H192V156H190ZM23 158V159H22ZM106 158V157H105ZM129 158H130V156H129ZM137 158V157H136ZM139 158V157H138ZM174 158V157H173ZM182 158V157H181ZM184 158V157H183ZM193 158V157H192ZM22 159V160H21ZM98 159V158H97ZM117 159V158H116ZM124 159V158H123ZM123 159H121V161H125V160H123ZM135 159V158H134ZM152 159V158H151ZM156 159V158H155ZM197 159H199V158H197ZM5 160V159H4ZM112 160H114V159H112ZM118 160V159H117ZM120 160V159H119ZM139 160V159H138ZM163 160V159H162ZM167 160V159H166ZM191 160V159H190ZM110 161V160H109ZM132 161V160H131ZM135 161V160H134ZM171 161V160H170ZM173 161V160H172ZM186 161H189V160H186ZM128 162V161H127ZM168 162V161H167ZM176 162V161H175ZM181 162V161H180ZM118 163V162H117ZM131 163V162H130ZM129 163V164H130ZM133 163V162H132ZM143 163V162H142ZM158 163V162H157ZM163 163H165V161L163 162ZM88 164H90L89 166L91 167V170H87V169H90V167H88L87 168V165ZM115 164V163H114ZM147 164H148V162H147ZM166 164V163H165ZM172 164V163H171ZM183 164V163H182ZM181 163H180V165H182ZM108 165H109V163H108ZM116 166L115 167H117V165L118 164H115ZM126 165V164H125ZM136 165V164H135ZM153 165V164H152ZM173 165V168H174V163L172 164ZM175 165H177L176 163H175ZM123 166V165H122ZM48 167V168H49ZM100 167V166H99ZM118 167H119V165H118ZM121 167V166H120ZM124 167V166H123ZM129 167V166H128ZM127 167V168H128ZM167 167V166H166ZM172 167V166H171ZM176 167V166H175ZM178 167V166H177ZM180 167V166H179ZM181 167H183V166H181ZM124 168H126V167H124ZM123 168V169H124ZM140 168V167H139ZM118 169V168H117ZM146 169V168H145ZM148 169V168H147ZM177 169H179V168H177ZM177 169L175 170V169H170V174L172 175V174H174L173 176H175L176 178H177V176H178V174H175V172H177ZM184 169V168H183ZM94 170V169H93ZM119 170H120V168H119ZM118 170V171H119ZM128 170V169H127ZM135 170H137V171H139V173H140V170H138L137 168L136 169H134V171ZM142 170V169H141ZM166 170V169H165ZM167 170H169L168 168H167ZM181 170V169H180ZM21 171V172H22ZM88 171H89V173H88ZM117 171V170H116ZM143 171H145V170H143ZM93 172V171H92ZM122 174H123V172L122 171H120ZM111 173V172H110ZM110 173H109V179H110V181H112L115 177L116 178H118L117 180H118V183H116L115 182V184H113L112 182H111V186L109 187V191H110V194L113 192V193H115V194H117L119 191H121V186H120V180H121V176L120 175H122V174H120V173H118V174H115L114 172L113 173H111L112 175L110 176ZM124 173H125V171H124ZM129 173V172H128ZM134 173H136V171L135 172H133V173H131V174H133L134 175ZM142 173H144V172H142ZM146 173V172H145ZM167 173H168V171H167ZM166 173V174H167ZM178 173V172H177ZM156 174V173H155ZM132 175V176H133ZM143 175V174H142ZM141 175V176H142ZM170 175V176H171ZM122 176H124V175H122ZM138 176H140V175H138ZM144 176H146L145 174H144ZM111 177V178H110ZM114 177V178H113ZM125 177V176H124ZM127 177V176H126ZM125 177V178H126ZM135 177L136 178H138L139 179V177H137L136 176V174H135V176H134V179H135ZM163 177V176H162ZM169 177V176H168ZM175 177H173L172 179H170V178H168V179H170V180H173ZM113 178V179H112ZM115 178V179H116ZM123 178V177H122ZM143 178V177H142ZM167 178V177H166ZM175 178V179H176ZM91 179V178H90ZM132 179V178H131ZM141 179V178H140ZM159 179V178H158ZM174 179V180H175ZM116 180V181H117ZM126 180V179H125ZM133 180V179H132ZM131 180V181H132ZM142 180V179H141ZM140 180V181H141ZM173 180V181H174ZM123 181V180H122ZM134 181V180H133ZM172 181V183H174V182H176V180L173 182ZM92 182V181H91ZM134 182H136V180L134 181ZM134 182H132L133 184H137V187L139 186V183L140 182H138L137 181V183H134ZM141 182H143V181H141ZM161 182V181H160ZM167 182V181H166ZM93 183V182H92ZM158 183H159V181H158ZM163 183V182H162ZM177 183V182H176ZM131 184V183H130ZM142 184H144V183H142ZM155 184V183H154ZM164 184V183H163ZM163 184L161 185V186H163ZM108 185H110V184H108ZM128 185V184H127ZM158 185H160V184H158ZM176 185V184H175ZM174 185V187H176L177 185H178V183H177V185L175 186ZM226 185V184H225ZM67 186H69V187H67ZM106 186V185H105ZM124 186V185H123ZM129 186V185H128ZM131 186H133V185H131ZM150 186L151 185H149V188H150ZM155 186V188L153 187V189H156V185H154ZM166 186V185H165ZM173 186V185H172ZM130 187V186H129ZM141 187V186H140ZM219 187H221L220 185H219ZM224 187V186H223ZM222 187V188H223ZM108 188V187H107ZM139 188V187H138ZM142 188V187H141ZM140 188V189H141ZM163 188H165V187H163ZM168 188H170V187H168ZM167 188V189H168ZM97 189H98V187H97ZM126 189H127V187H126ZM134 188H132V190H133ZM148 189V188H147ZM215 189V188H214ZM108 190V189H107ZM125 190V189H124ZM128 190V189H127ZM136 190H138L137 188H136ZM135 190V191H136ZM142 190V189H141ZM150 190V189H149ZM149 190H144L145 192H147V191H149ZM173 190V189H172ZM104 191H106V190H104ZM118 191V192H117ZM123 191V190H122ZM168 191V190H167ZM166 191V192H167ZM173 191H175V190H173ZM129 192V191H128ZM143 192V191H142ZM141 192V193H142ZM151 194H153L154 195V193H155V191H154V193H153V190L151 189V191H149ZM158 192V191H157ZM160 192V191H159ZM82 193V194H81ZM103 193V192H102ZM130 193V192H129ZM150 193H148V195H150ZM161 193V192H160ZM164 193V192H163ZM162 193V194H163ZM170 193V192H169ZM81 194V196L79 197V195ZM123 194H124V191H123ZM127 194V193H126ZM131 194H132V191H131ZM145 194V193H144ZM143 194V195H144ZM229 194H231V193H229ZM229 194H227V195H229ZM75 195H76V199H75ZM118 195V194H117ZM119 195H121V194H119ZM128 195V194H127ZM147 195V196H148ZM158 195H160V194H158ZM243 195V194H242ZM64 196V195H63ZM62 196V197H63ZM98 196L100 197V200H101V198H102V196H104L105 198H106V200H105V202L103 203V205H100L101 203L98 201ZM122 196V195H121ZM120 196V197H121ZM163 196V195H162ZM161 196V197H162ZM165 196V195H164ZM167 196V195H166ZM169 196V195H168ZM261 196V195H260ZM61 197V199H63ZM103 197V198H104ZM110 197H116V196H112V195H110ZM119 197V198H120ZM131 197V196H130ZM149 197L150 196H148V198H147V201L149 202ZM104 198V199H105ZM132 198V197H131ZM131 198L129 199L131 202H129V203H132L134 200L132 199L131 200ZM144 198V197H143ZM165 198V197H164ZM166 198H168V197H166ZM216 198V197H215ZM264 198V197H263ZM113 199V198H112ZM115 199H117V198H115ZM150 199H152V198H150ZM157 199H158V197H157ZM156 199V200H157ZM217 199H219V198H217ZM259 199V198H258ZM60 200V199H59ZM136 200V199H135ZM142 200V199H141ZM160 200V199H159ZM164 200V199H163ZM215 200V199H214ZM263 200V199H262ZM61 201V200H60ZM69 201V200H68ZM74 201V202H75ZM102 201V200H101ZM113 201H114V205H115V201H116V203H117V200H114L113 199ZM143 201V200H142ZM204 201V200H203ZM218 201V200H217ZM63 202H65V200L63 201ZM78 202H80V200H78ZM119 202V201H118ZM141 202V201H140ZM152 202V201H151ZM202 202V201H201ZM223 202V201H222ZM261 202H263V201H260L259 203H261ZM100 203V204H99ZM126 203V202H125ZM135 203V202H134ZM133 203V204H134ZM139 203V202H138ZM150 203V202H149ZM163 203V202H162ZM161 203V204H162ZM199 203H200V201H199ZM259 203H258V205H259ZM141 204V203H140ZM144 204V203H143ZM142 204V205H143ZM160 204V205H161ZM221 204V203H220ZM0 205L2 206V207H5L7 210H9L10 211V213H12V214H14L15 216H17V217H19L20 219H22L29 227H27L26 225H24L23 223H21L19 220H17L16 218H14L13 216H11L9 213H7V211L6 210H4V209H2V207L0 208V264H81V263H79L78 261H76L75 259H73V258H71L70 256H68L66 253H70L71 255H74V256H76V257H78V258H80V259H83V260H85V261H87V262H90V263H92V264H118V260L117 259H110V258H107L104 254H102L101 252H102V250H103V247H105V245H106V247L107 246H111V245H115V246H118V245H121V247L123 246V244H121L120 242H115V235H114V232L111 230V229H109V228H106V227H102V228H100V229H98L97 230V232L95 233L96 234V237L98 238V240L100 241V244L98 243V244H94V243H92L91 241H82V242H79L78 241V239H76L75 238V236H74V234L75 233H71L70 232V229L68 228V226L69 225H67V226H62V227H60L59 229H51L50 227H48V226H46L42 221H40V220H36V219H34L33 217H31V216H29L26 212H24L23 210H21L18 206H16L14 203H12V201L8 198V197H4V196H2V195H0ZM100 205V206H99ZM113 205V208L115 207ZM129 205V204H128ZM150 205V204H149ZM200 205H201V203H200ZM256 205V204H255ZM258 205L256 206V207H258ZM133 206V205H132ZM136 206H138V205H135V208H137ZM202 206V205H201ZM200 206V207H201ZM144 207V206H143ZM148 207V206H147ZM158 207H160V206H158ZM126 208V207H125ZM133 208V207H132ZM160 208H162V206L160 207ZM203 208H205L204 207V205L202 206V209ZM211 208V207H210ZM209 208V209H210ZM226 208V207H225ZM249 208H250V206H249ZM252 208V207H251ZM255 208V207H254ZM78 209V208H77ZM116 209V208H115ZM139 209H141V208H139ZM143 209V208H142ZM155 209V208H154ZM159 209V208H158ZM114 210V209H113ZM112 210V212H114ZM137 210V209H136ZM153 210V209H152ZM205 209H203V211H204ZM253 210V209H252ZM79 211V210H78ZM116 211V210H115ZM135 211V210H134ZM160 211V210H159ZM225 211V210H224ZM80 212V211H79ZM137 213H138V211H136ZM135 212V214H137ZM139 212H141V211H139ZM161 212V211H160ZM74 213V212H73ZM77 213V212H76ZM87 213H85V214H87ZM93 213H94V211H93ZM111 213V212H110ZM224 213V212H223ZM226 213V212H225ZM244 213V212H243ZM84 214V213H83ZM111 214H113V213H111ZM114 214H116V213H114ZM113 214V215H114ZM124 214V213H123ZM194 214V213H193ZM78 215H80V213H78ZM192 215V214H191ZM258 215H264V202L262 203V205H261V209L258 211V213H257V216ZM87 216V215H86ZM92 216L93 215H91V218H92ZM140 216H141V214H140ZM194 216H195V214H194ZM72 218H73V214H72V216H71ZM89 218H90V216H88ZM123 217V216H122ZM125 217V216H124ZM197 217V216H196ZM247 217V216H246ZM72 218H71V221H72ZM75 218V217H74ZM81 218V217H80ZM95 218V217H94ZM93 218V219H94ZM126 218V217H125ZM210 218H211V216H210ZM226 218V217H225ZM76 219V218H75ZM77 219H78V217H77ZM83 219H85L84 218V215H83ZM88 219V218H87ZM99 219V218H98ZM110 219V218H109ZM196 219V218H195ZM200 220V218H198L197 217V220ZM86 220V219H85ZM90 220V219H89ZM140 220V219H139ZM227 220V219H226ZM77 221H79V220H77ZM76 221V222H77ZM202 221H203V219H202ZM213 221V220H212ZM211 221V222H212ZM87 222H88V220H87ZM102 222V223H103ZM109 222V221H108ZM139 222V221H138ZM197 222V221H196ZM220 222V221H219ZM75 223V222H74ZM85 223H86V221H85ZM200 223V222H199ZM198 223V224H199ZM201 223H204V222H201ZM200 223V224H201ZM217 223H218V221H217ZM216 223V224H217ZM221 223V222H220ZM76 224V223H75ZM101 224V223H100ZM213 224V223H212ZM215 224V225H216ZM85 225V224H84ZM202 225V224H201ZM238 225V224H237ZM204 226V225H203ZM202 226V227H203ZM217 226V225H216ZM236 226V225H235ZM71 227H73V226H71ZM70 227V228H71ZM83 227V226H82ZM210 228H211V226H209ZM218 227V226H217ZM217 227H216V229H217ZM219 227H220V225H219ZM78 228V227H77ZM215 228V227H214ZM33 229V230H32ZM69 229V231H67ZM73 229V228H72ZM71 229V230H72ZM81 229V228H80ZM91 229V228H90ZM118 229V228H117ZM225 229H226V227L225 226H223V228H222V232L221 233H219L218 234V236H220V237H222L223 238V240H224V242L226 241V240H228L227 239V235H225ZM236 229V228H235ZM83 230V229H82ZM206 230V229H205ZM90 231V230H89ZM207 231H208V229H207ZM68 232H69V234H68ZM91 232V231H90ZM90 232L88 233V234H90ZM209 232V231H208ZM208 232H206V233H208ZM80 233V232H79ZM124 233V232H123ZM210 233V232H209ZM212 233H216V232H212ZM251 233V232H250ZM252 233H254V232H252ZM38 234H41L42 236H45L49 241H51L53 244H55L56 245V247H54V245H51L48 241H46L45 239H43L40 235H38ZM210 235V234H209ZM212 235V234H211ZM215 235V234H214ZM214 235H213V237H214ZM217 235V234H216ZM81 236H82V232H81ZM89 236V235H88ZM223 236H226V237H223ZM134 237H136V236H134ZM133 237V238H134ZM212 237V236H211ZM78 238V237H77ZM79 238H80V236H79ZM88 238V237H87ZM130 238V237H129ZM219 238V237H218ZM88 240V239H87ZM122 240V239H121ZM214 241V240H213ZM215 241H218L217 239H215ZM135 243V242H134ZM222 243V242H221ZM127 245H126V248H128V250H129V248L131 247V246H133L134 244H133V242L132 243H130L129 244V242L128 243H126ZM213 244H219V246H220V243H218V242H215V243H213ZM139 245H140V243H139ZM222 245H223V243H222ZM128 246V247H127ZM134 246H136V245H134ZM216 246V245H215ZM59 249H58V248ZM112 247L113 246H111L110 248H111V250H112ZM121 247H118L119 249H121ZM124 247V246H123ZM139 247V246H138ZM137 247V248H138ZM217 247V246H216ZM109 248V247H108ZM107 248V249H108ZM116 249H117V247H115ZM125 248V247H124ZM132 248V247H131ZM130 248V249H131ZM133 248H135V247H133ZM132 248V249H133ZM209 249H212L211 251H213L212 252V254H210V255H207V256H204V262L202 263V264H231L230 263V256L227 254L226 256H223L221 253H219V255H222V257L220 256H217L218 254L216 253V250L214 249V247L212 246V248H209ZM114 250V249H113ZM112 250V251H113ZM123 250V249H122ZM127 249H125V251H126ZM128 250H127V252H128ZM134 250H136V248L134 249ZM224 250H226V249H224ZM116 251V250H115ZM124 251V250H123ZM133 251V250H132ZM131 251V252H132ZM209 251V250H208ZM207 251V252H208ZM241 251V250H240ZM130 252V253H131ZM210 252V251H209ZM262 252V251H261ZM261 252H260V254H261ZM129 253V254H130ZM223 253H224V251H223ZM122 254H125V252L124 253H122ZM153 254H155V253H153ZM152 254V255H153ZM159 254V253H158ZM217 254V255H216ZM48 255H50V256H48ZM117 255V254H116ZM146 255V254H145ZM150 255V254H149ZM197 255V254H196ZM205 255V254H204ZM224 255H225V253H224ZM121 256H123V255H121ZM151 256V255H150ZM158 256V255H157ZM159 256H161V255H159ZM158 256V257H159ZM163 256V255H162ZM149 257V256H148ZM155 258V257H154ZM165 258V257H164ZM148 258H146V260H147ZM156 259V258H155ZM162 259V258H161ZM161 259H160V261H161ZM165 259H167V258H165ZM120 260V259H119ZM150 260V259H149ZM157 260V259H156ZM199 260H200V258H199ZM203 260V259H202ZM232 260V259H231ZM145 261V260H144ZM159 261V262H160ZM163 261V260H162ZM162 261H161V264H163L162 263ZM168 261V263L170 262L169 260H167ZM167 261H166V263H167ZM152 262H153V260H152ZM157 263V262H156ZM198 263V262H197ZM196 263V264H197ZM200 263H201V261H200ZM120 264V263H119ZM159 264V263H158ZM174 264H175V262H174ZM234 264V263H233Z\"/></svg>", "mask_w": 264, "mask_h": 264}, {"label": "crops", "instance_id": "3", "mask_svg": "<svg viewBox=\"0 0 264 264\" xmlns=\"http://www.w3.org/2000/svg\"><path fill=\"white\" fill-rule=\"evenodd\" d=\"M1 154L0 151V159ZM45 170L46 168L41 166L37 170L28 168L19 172L10 166H0V192L6 193L10 200L21 207L35 210L39 216L60 218L56 215L58 204L55 203L53 193L54 187L58 189L63 184L58 178V182H54L52 173ZM52 209L54 211H51Z\"/></svg>", "mask_w": 264, "mask_h": 264}, {"label": "water", "instance_id": "4", "mask_svg": "<svg viewBox=\"0 0 264 264\" xmlns=\"http://www.w3.org/2000/svg\"><path fill=\"white\" fill-rule=\"evenodd\" d=\"M2 206L0 205V208H1ZM2 209H4V210H6L7 211V213H9L11 216H13L14 218H16L17 220H19L21 223H23L24 225H26L27 227H29L22 219H20L19 217H17V216H15L14 214H12V213H10V211L9 210H7L5 207H2ZM30 228V227H29ZM31 229V228H30ZM33 230V229H32ZM38 235H40L43 239H45L46 241H48L51 245H54V247H56V245L55 244H53L51 241H49L45 236H42L41 234H38ZM58 248V247H57ZM59 249V248H58ZM68 256H70L71 258H73V259H75L76 261H78L79 263H81V264H92V263H90V262H87V261H85V260H83V259H80V258H78V257H76V256H74V255H71L70 253H66Z\"/></svg>", "mask_w": 264, "mask_h": 264}]
</instances>
